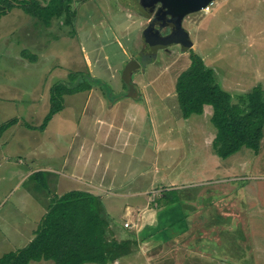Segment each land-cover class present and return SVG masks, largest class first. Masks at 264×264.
Returning a JSON list of instances; mask_svg holds the SVG:
<instances>
[{
	"label": "rangeland",
	"instance_id": "obj_1",
	"mask_svg": "<svg viewBox=\"0 0 264 264\" xmlns=\"http://www.w3.org/2000/svg\"><path fill=\"white\" fill-rule=\"evenodd\" d=\"M77 1L72 15L50 25L21 7L0 18V127L16 120L0 133V259L31 243L54 198L87 191L101 198L105 217L123 239L141 229L137 221H127L128 206L174 198L193 211L217 209L226 213L225 226L232 225L219 239L221 262L234 264L235 257L236 264H263L256 260L250 228L232 221L251 222L258 212L264 219V139L257 156L245 148L223 160L213 147V107L184 119L176 83L193 51L215 71L233 103L256 87L264 92V0H215L208 15L195 13L185 23L190 47L170 45L132 74L139 89L134 99L117 96H127L123 72L145 49L147 21L131 0ZM72 74L99 84L65 96L43 130L54 87L72 84ZM260 225L256 222L253 232ZM176 240L172 248L186 241ZM190 241L191 249L206 248L196 238ZM212 255L189 264H218ZM133 256L117 264L162 261ZM164 264L181 262L167 257Z\"/></svg>",
	"mask_w": 264,
	"mask_h": 264
},
{
	"label": "trees",
	"instance_id": "obj_2",
	"mask_svg": "<svg viewBox=\"0 0 264 264\" xmlns=\"http://www.w3.org/2000/svg\"><path fill=\"white\" fill-rule=\"evenodd\" d=\"M43 2L47 3L48 0ZM41 3L40 0H0V18L16 7L35 17L43 16L49 25L54 19L72 15L73 0H51L47 6ZM190 59V67L176 83L183 118L202 116L206 106L213 107L211 122L217 130L213 147L218 156L226 160L245 148L257 156L264 139L262 88L256 87L233 103L231 95L217 84L215 71L208 68L193 51ZM70 80L72 84L62 83L54 87L53 109L42 126L43 130L63 108L65 96L90 91L95 83L99 84L93 78L88 81L78 74H72ZM14 123L16 120L4 124L0 127V133ZM41 185L48 189L43 177ZM176 201L168 198L164 204ZM103 211L101 198L87 191H72L54 198L31 243L4 255L0 264L42 261L53 264H109L131 255L139 248L135 232L129 234L131 238L123 239Z\"/></svg>",
	"mask_w": 264,
	"mask_h": 264
},
{
	"label": "crops",
	"instance_id": "obj_3",
	"mask_svg": "<svg viewBox=\"0 0 264 264\" xmlns=\"http://www.w3.org/2000/svg\"><path fill=\"white\" fill-rule=\"evenodd\" d=\"M91 187L96 188L94 186ZM224 214L226 213H221L217 209L215 211L211 207H204L193 211L189 209V205L179 200L169 204L163 203L162 205H153L149 203L146 204L144 208H131L128 206L125 215L128 218L127 221H137L141 228L136 234L139 248L134 250L132 253L134 256L132 258L135 259V255H141V257L145 258L149 263L153 260H162L160 264H164L167 257H173L177 258V261H180L181 264H189L191 259L199 260L200 258H208L209 256L207 255L213 254V260H217L218 264L232 263L230 260L227 263L221 262L220 255H218L221 254L219 239L224 238V234L227 232H232V225H230V227L225 226L227 221L222 219ZM132 216H134V220L130 219ZM252 216L251 222L249 220L243 222L234 220L232 223L250 228L254 235L253 243L254 250L257 253L256 260L264 264V251L262 250V243H264V219L261 220L262 218H259L261 217L260 212L255 215L252 213ZM254 216H256L257 219L254 218ZM226 218L230 220L232 216ZM258 219H260V221H257ZM256 222L261 223V225L253 232V230H255L253 225ZM242 223L249 224L247 226ZM167 233L169 236H167ZM192 238L201 241L202 243L199 245H205L206 248L201 249L196 245L198 246L197 248L191 249L189 246L193 244L190 241ZM175 239H177L176 241L179 239L186 240L176 245L179 246V250L176 246L173 248L170 246ZM206 239L214 242L213 245L216 246V249L211 251V247H207L208 244L205 242L207 241ZM165 247L169 249H162ZM153 255L155 258H153ZM184 256H186V259H184ZM229 257H231V255H229ZM233 258V260L237 261L235 257ZM235 261L234 264H236ZM117 263H120V261H117L115 264Z\"/></svg>",
	"mask_w": 264,
	"mask_h": 264
},
{
	"label": "flooded vegetation",
	"instance_id": "obj_4",
	"mask_svg": "<svg viewBox=\"0 0 264 264\" xmlns=\"http://www.w3.org/2000/svg\"><path fill=\"white\" fill-rule=\"evenodd\" d=\"M133 3V7L136 10V13L143 17L147 21V28L153 23L154 28L149 33V43H145V49H143L140 53L139 58L136 60L139 62L141 60L140 68L147 65L148 62H153L157 58V54L159 52H166L169 51L168 47L170 45H162L165 44L166 39H173L177 40L176 45H171V47H185V45L191 43V36L190 32L186 30L185 23L188 20H192L194 14H191L189 16H186L182 23V28H179V23L177 19H174V21H170V15L167 14L168 8L162 11H158V9L161 7V1L163 0H131ZM75 4L79 1H75ZM168 3L172 4L176 3L173 0H169ZM185 4H181L180 6H177L174 4V8H171L169 11L170 13L175 12L176 15H179L181 13L180 10H183L182 6ZM149 16V17H147ZM147 17V18H146ZM177 17V16H176ZM186 42V43H185ZM162 45V46H161ZM160 46V47H159ZM155 58V59H154ZM135 61V60H134ZM140 64V63H139ZM141 70V69H140ZM139 70V71H140ZM88 81L92 80L91 76H82ZM135 85V84H134ZM136 86V85H135ZM137 87V86H136ZM138 88V87H137ZM139 90V89H138ZM128 92V87H127ZM84 93V92H83ZM126 94L118 95V98L125 97Z\"/></svg>",
	"mask_w": 264,
	"mask_h": 264
},
{
	"label": "water",
	"instance_id": "obj_5",
	"mask_svg": "<svg viewBox=\"0 0 264 264\" xmlns=\"http://www.w3.org/2000/svg\"><path fill=\"white\" fill-rule=\"evenodd\" d=\"M50 1L51 0H48V2H50ZM168 1L169 0H163V2L161 1L162 5L158 9V11H162V10H165L166 8H168V10L166 12L168 15H170V18H171L170 21H174V19H177L178 23H179L178 24L179 30H180V27L182 28V23H183V20L186 16L201 12L203 9L207 8L209 5H211L215 2V0H173L176 3H173L171 6V4L168 3ZM41 2L43 3L44 6H47V4H48V2L47 3H44L43 1H41ZM174 4L176 5V8H177V6H180L181 4H185L182 6L183 10H180L181 13L179 15H176L174 11H173V13H170V11H169L171 8H174ZM147 17H149V16H147ZM153 28H154V24L152 23L149 26V28H147L145 31L144 40L146 43H149L148 42L149 35H150L149 33L153 30ZM176 41L177 40H175V38H173V39L169 38V39H166L165 44H162V45H168V46L169 45H176V43H177ZM191 45H192V43H189L188 45L186 44L185 47H190ZM139 68H140V65L138 62L131 61L128 63V65L124 69L122 80L126 84V86L128 87V93H127V96L125 95V97H129V98L134 99V98H138V96H139V90L134 85L133 79H132V74Z\"/></svg>",
	"mask_w": 264,
	"mask_h": 264
},
{
	"label": "built area",
	"instance_id": "obj_6",
	"mask_svg": "<svg viewBox=\"0 0 264 264\" xmlns=\"http://www.w3.org/2000/svg\"><path fill=\"white\" fill-rule=\"evenodd\" d=\"M212 5V4H211ZM211 5H209L207 8L203 9L202 12H204L206 15H208L211 12ZM126 227H130V224H126Z\"/></svg>",
	"mask_w": 264,
	"mask_h": 264
},
{
	"label": "clouds",
	"instance_id": "obj_7",
	"mask_svg": "<svg viewBox=\"0 0 264 264\" xmlns=\"http://www.w3.org/2000/svg\"><path fill=\"white\" fill-rule=\"evenodd\" d=\"M202 11H203V10H202ZM202 11H201V12H202Z\"/></svg>",
	"mask_w": 264,
	"mask_h": 264
}]
</instances>
